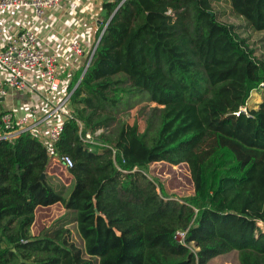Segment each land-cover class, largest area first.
<instances>
[{
  "label": "trees",
  "instance_id": "16d2710c",
  "mask_svg": "<svg viewBox=\"0 0 264 264\" xmlns=\"http://www.w3.org/2000/svg\"><path fill=\"white\" fill-rule=\"evenodd\" d=\"M215 1H103L100 40L54 145L73 160L69 193L47 180L37 137L0 140V264H206L230 251L239 264H264V99L249 116L235 113L264 81V61L217 19ZM227 1L264 31V0ZM136 96L159 106L149 141L136 122L116 117L117 105ZM78 121L115 124L101 139L126 172L109 149L87 150ZM157 161L186 163L193 193L161 196L144 171ZM56 203L62 214L32 235L36 208ZM178 229L187 245L174 238Z\"/></svg>",
  "mask_w": 264,
  "mask_h": 264
},
{
  "label": "built area",
  "instance_id": "2783aa9c",
  "mask_svg": "<svg viewBox=\"0 0 264 264\" xmlns=\"http://www.w3.org/2000/svg\"><path fill=\"white\" fill-rule=\"evenodd\" d=\"M66 1L68 0H0V15L4 11L11 12L10 17L6 20L0 16V105L2 99L13 92L27 94L32 99L31 106L23 114L1 107L0 140H9L21 133H29L37 137L49 156L46 171L58 169L65 172L67 176L64 184L70 186L72 177L69 174V169L73 166V160L68 155L58 156L55 153L54 145L63 130L64 121L73 117L70 108L71 93L87 69L103 30L95 40L93 48L84 52L82 38L77 41L69 40L62 48L58 46L53 36V25L48 26L49 30L40 35L27 19L21 23L23 25L21 28L17 27L14 21L15 17L20 15L23 10L30 11L27 18L30 16L41 19L48 11L58 8ZM123 1L119 0L118 6ZM16 28L18 29L16 30ZM84 53L87 55L79 65L80 68L75 69L74 76L63 75L62 65L67 60L73 61L76 54ZM78 70H81L79 79L72 90L68 92L70 79L72 76L75 77ZM257 93L264 94V81L251 90L249 97ZM249 110L246 102L235 113L242 112L249 116ZM77 124L80 139L86 145L87 150L109 149L116 168L120 172H126L115 161V148L101 139L103 134H107V127L93 129L84 127L79 121ZM121 161L124 160L121 159ZM186 231V229H178L174 233V238L180 244L187 245L185 242ZM189 245L192 251L198 250V247L193 243H189Z\"/></svg>",
  "mask_w": 264,
  "mask_h": 264
},
{
  "label": "rangeland",
  "instance_id": "374dc122",
  "mask_svg": "<svg viewBox=\"0 0 264 264\" xmlns=\"http://www.w3.org/2000/svg\"><path fill=\"white\" fill-rule=\"evenodd\" d=\"M212 11L219 21L230 25L239 38L245 39V42L249 45V48L252 49L253 56L256 59L264 61V31L253 30L243 17L237 15L232 10L227 0H218L213 2ZM102 18L103 16L99 18L100 25ZM100 25L95 35V40L101 33ZM89 46L90 49H92L93 43ZM262 97V95H258L256 97L251 96V106L252 103H255V100H259ZM115 110L116 117L120 121L128 124L136 122L140 132L146 130L147 141L151 139L156 127L159 124V106L156 103L148 101L145 96L126 97L125 100L121 101L117 105ZM114 126L115 124L108 126L109 129L107 130V134L110 132L112 133ZM144 171L147 177L155 182L158 193L164 198L183 201L186 197L193 193L191 176L186 163L174 165L164 161H157L151 163ZM45 174L47 180L52 185L59 188L63 192V195L66 196L69 193L71 185L67 186L64 184V180H66L67 176L65 172H61L58 169H51L46 171ZM62 212L63 208L59 203L50 206L37 207L35 210L34 222L30 227L31 234L38 235L55 219H57ZM258 226L264 232V224L258 222ZM68 227L72 230V239L78 245H81L82 243L76 234L75 226L72 224Z\"/></svg>",
  "mask_w": 264,
  "mask_h": 264
},
{
  "label": "crops",
  "instance_id": "0c3cea01",
  "mask_svg": "<svg viewBox=\"0 0 264 264\" xmlns=\"http://www.w3.org/2000/svg\"><path fill=\"white\" fill-rule=\"evenodd\" d=\"M102 3L103 0H68L61 4L58 8L48 11L41 19H36L30 16L27 18L30 11L23 10L20 15L15 17L14 21L15 25L21 28V26H23L21 23L27 19L28 22L34 25L36 31L40 35L45 34L47 30H49L47 27L53 25V36L58 46L62 48L69 40L77 41L82 38L81 42L84 46V52H86L90 48L89 45L92 43L94 44L95 42V35L100 25L99 18L103 16L102 12L104 11ZM10 14V11H4L0 16L6 20L10 17ZM17 29L18 28H16V30ZM86 55L87 53L80 55L76 54L73 61L67 60L62 65V74L73 75L76 71L75 69L77 67L80 68L79 65H81ZM73 76L71 77L70 82ZM258 95H262L263 97L259 100H255V103H252V106L251 99L250 97L248 98L247 106L249 109H258L259 104L264 99V94L257 93L252 96L256 97ZM31 101V96L13 92L11 95L2 99L0 110L2 107L8 110H13L18 114H23L31 106ZM206 264H239L237 252L230 251L217 255L208 260Z\"/></svg>",
  "mask_w": 264,
  "mask_h": 264
},
{
  "label": "water",
  "instance_id": "95a60500",
  "mask_svg": "<svg viewBox=\"0 0 264 264\" xmlns=\"http://www.w3.org/2000/svg\"><path fill=\"white\" fill-rule=\"evenodd\" d=\"M102 15L104 16L105 15V11L102 12ZM44 177V173L41 175V178Z\"/></svg>",
  "mask_w": 264,
  "mask_h": 264
}]
</instances>
